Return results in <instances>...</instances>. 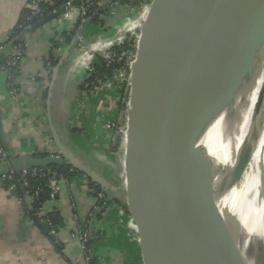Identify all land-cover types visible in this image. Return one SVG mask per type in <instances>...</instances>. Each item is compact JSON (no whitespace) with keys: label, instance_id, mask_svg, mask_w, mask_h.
Listing matches in <instances>:
<instances>
[{"label":"water","instance_id":"95a60500","mask_svg":"<svg viewBox=\"0 0 264 264\" xmlns=\"http://www.w3.org/2000/svg\"><path fill=\"white\" fill-rule=\"evenodd\" d=\"M115 1L103 3L78 36H84L104 8ZM263 5L264 0H152L148 18L140 21L136 60L124 99L129 110L122 168L144 264H214L213 225L219 213L208 191L214 183L220 188L227 183L238 185L250 166L263 128L254 125L241 145L230 131L226 165L217 162L209 141L222 112L228 121L237 114L225 101L226 95H233L225 92L226 85L240 46ZM62 12L26 29L20 39L25 41L26 32L52 23ZM77 43L75 36L70 46ZM167 62L172 66L160 82L159 69ZM263 96L260 92L258 101ZM124 117L125 113L122 121ZM68 161L94 183L103 185L79 159L65 151L58 156H9L8 166L22 172L64 166ZM32 202L26 198L27 204ZM30 212L62 248L51 230L55 221H44L36 209Z\"/></svg>","mask_w":264,"mask_h":264},{"label":"crops","instance_id":"0c3cea01","mask_svg":"<svg viewBox=\"0 0 264 264\" xmlns=\"http://www.w3.org/2000/svg\"><path fill=\"white\" fill-rule=\"evenodd\" d=\"M26 3L0 0V57L14 53L9 39ZM120 13L123 8L117 7L105 20L114 31ZM77 23L74 14L68 20L57 19L26 32L24 39L30 48L19 74L9 80L0 71V148L8 159L71 153L103 185L82 173L60 178L57 199L45 202L43 210L50 222L55 221L51 230L62 248L47 227L32 217L34 203H19L22 189L0 187V264H88L80 240L84 231L90 235L95 264H144L138 226L128 208L121 157L109 148L112 132L106 128L119 116L125 90L121 94L120 84L113 90L83 89L87 63L77 46H70V33ZM109 33L93 24L84 34L85 44H102ZM66 165L70 166V161ZM7 167L0 164V171Z\"/></svg>","mask_w":264,"mask_h":264},{"label":"bare ground","instance_id":"6f19581e","mask_svg":"<svg viewBox=\"0 0 264 264\" xmlns=\"http://www.w3.org/2000/svg\"><path fill=\"white\" fill-rule=\"evenodd\" d=\"M149 12L150 8L144 9L142 20L148 18ZM137 26L136 21L128 20L121 31ZM102 43L109 47L115 40L107 37ZM171 66L167 62L159 69L160 82ZM225 92L233 93L237 114L228 121L226 112H222L209 141L210 151L216 155L217 162L224 165L228 164L226 142L231 141L230 131H234L241 145L252 127L250 118L254 105L260 92H264V5L253 19L250 32L234 59ZM208 197L219 213L213 225V263L264 264V130L238 185L227 183L220 188L214 183Z\"/></svg>","mask_w":264,"mask_h":264},{"label":"built area","instance_id":"2783aa9c","mask_svg":"<svg viewBox=\"0 0 264 264\" xmlns=\"http://www.w3.org/2000/svg\"><path fill=\"white\" fill-rule=\"evenodd\" d=\"M78 1L79 5H74V3ZM107 0H27L25 11H27V17L20 20L16 29L13 31L9 41L13 47V55L7 57H0V71L4 72L9 80H14L19 74V69L21 62L24 60L25 55L27 54L30 44L28 41H22L21 34L26 29H32L33 25L31 23L36 21V23L40 22L45 17L57 13L62 10V14L59 19L68 20L72 15L77 14L78 23L74 27L75 33L71 38L72 39L77 36L78 43L77 48L81 52L83 60L85 61L87 58V69L88 76L86 80L83 82V88L86 90L88 88L93 87L94 90H98L101 87H104L108 90H113L117 84H120L126 93L127 87L130 85V74L133 63L136 60V54L139 44L140 38V21L143 18V13L145 8H149L152 0H145L143 4L139 7L133 6V1L130 0H118L112 4H109L104 8L103 12L99 15L98 18L102 20H106L107 17L111 14L113 10L117 7L125 6L123 4L124 1H130L127 7V13L133 15V18L127 19L126 21H136L138 26L136 28H127L121 31L122 24L118 27L117 31H112L108 34V38H112L115 40V43L109 47L104 46V44H99L93 47H89L85 44L84 36H78V32L83 27L88 19H90L105 3ZM92 14L91 16H89ZM90 27V26H89ZM88 27V28H89ZM73 29V30H74ZM72 30V31H73ZM130 40L129 46L118 56L112 53V49L117 46H122L125 41ZM15 42V43H13ZM70 42V43H71ZM60 44V41L59 43ZM56 45V44H55ZM100 57L107 61L109 64L111 62H124L125 67L127 68V73L123 76H115L111 79H105L102 81L101 79H97L96 81L89 82L88 78L94 74V63ZM16 91L14 90L12 93L14 94ZM125 93L123 99L121 100V109L119 116L111 120L106 128L111 130L112 135L110 138L109 148L115 153L119 154L121 157L122 165L124 164V154L128 141V125H127V112L129 110L128 101H125ZM125 113L124 120L122 121V116ZM8 156L0 148V164L7 165L8 164ZM49 173L47 169L35 168L32 170H24L22 172H15L12 168H9L5 171H0V187H4L10 191H15L17 189L23 190V198L19 200L21 205H26V198L32 199V203H36L40 200V197L43 193V189L40 187H34L31 185V179L37 178L39 176L45 177ZM60 179L52 176L49 177L47 186L50 190L49 200H56L58 194L60 192ZM99 198L101 202H104V195L102 193L99 194ZM39 211V215H41L44 221H49V217L45 214L43 210V206L40 208H35ZM34 217V214H31ZM54 233V231H52ZM80 240L82 242V253L86 258V262L88 264H92L93 259L90 255V235L87 231L80 233ZM95 264V263H94Z\"/></svg>","mask_w":264,"mask_h":264},{"label":"trees","instance_id":"16d2710c","mask_svg":"<svg viewBox=\"0 0 264 264\" xmlns=\"http://www.w3.org/2000/svg\"><path fill=\"white\" fill-rule=\"evenodd\" d=\"M130 1H133V6L134 7H139L141 4H143V2L145 0H130ZM130 1H124L123 2V4H125V6H122L124 13L127 12V7L126 6L128 4H130L129 3ZM120 14L123 15V13H120ZM27 15H28L27 14V11H24L23 16H22V19L25 18V17H27ZM91 15L92 14H90L89 16H91ZM125 21L126 20H124V15H123L122 16L121 24H124ZM105 22L106 21H104V20H102L100 18H97L95 20L94 24L95 25H98V26H101L105 30L109 31L108 30L109 27H108V25H106ZM35 24H36V21H34L33 23H31V26L32 25L34 26ZM113 27L110 25L111 30H114ZM74 33H75V29L70 33V40H71V38H72V36H73ZM129 41L130 40L125 41V43L122 46L114 47L112 49V53L115 54L116 56L120 55L129 46V43H130ZM13 43H15V42H13ZM93 70H94V74H92L88 78L89 82L96 81L97 79H101L102 81H104L105 79L114 78L116 75L118 77L119 76H123L128 71L127 68L125 67L124 62L118 63V62L114 61V62H111L109 64L107 61H105L104 59H102L100 57H97V59H96V61L94 63ZM92 90H94L93 87L86 89V91H90V92ZM122 93H124V88L123 87H122V90H121V94ZM47 172L49 174L47 176H45V177L39 176L37 178H32L31 179V185L32 186H34V187H40V188L43 189V193H42V195L40 197V200L37 201L34 204V207L35 208L42 207L44 205V203L49 200L50 190H49V188L47 186L49 177L54 176V177L60 179V178H69V177H72V176H75V175H81V173L77 169H75L74 167L69 166V165L52 166V167H49L47 169ZM100 204H103V202H100ZM93 262L95 263L94 260H93Z\"/></svg>","mask_w":264,"mask_h":264},{"label":"rangeland","instance_id":"374dc122","mask_svg":"<svg viewBox=\"0 0 264 264\" xmlns=\"http://www.w3.org/2000/svg\"><path fill=\"white\" fill-rule=\"evenodd\" d=\"M123 15H124V20L133 18V15H131L130 13H127V12L126 13L123 12ZM123 15L118 14L116 16V21H117L116 25L117 26L118 25L119 26L121 25V21H122V16ZM113 24H115V23H113ZM110 25L111 24L108 25V27H109L108 30H109V32H112V30L110 28ZM115 31H117V29ZM113 32H114V30H113ZM225 101L226 102H229L231 105H233L234 96L232 94L226 95ZM253 109H254L253 110V114H251V118H250L251 123H252V127L255 125L259 129V126L262 125V128L264 130V96H263V98H262L261 101H257V103L254 105V108ZM263 130L261 131V133L263 132Z\"/></svg>","mask_w":264,"mask_h":264}]
</instances>
